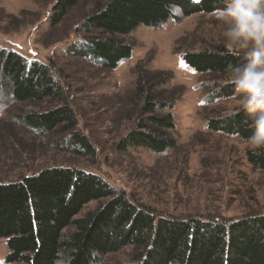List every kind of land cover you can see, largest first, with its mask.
Wrapping results in <instances>:
<instances>
[{"label": "rangeland", "instance_id": "obj_1", "mask_svg": "<svg viewBox=\"0 0 264 264\" xmlns=\"http://www.w3.org/2000/svg\"><path fill=\"white\" fill-rule=\"evenodd\" d=\"M108 1L77 0L60 16L59 0H0V48L21 55L28 64L49 67L62 88L59 101L18 103L0 81V183H15L47 168L72 167L99 176L157 217L226 222L264 215V171L247 162L248 146L235 135L208 129V120L238 110L229 97L212 101L215 89L229 86L223 84L226 77L196 73L182 58L223 47L213 14L185 17L172 8L177 21L169 19L158 28L140 26L119 37L131 53L111 69L69 52L76 43L101 34L85 31V19ZM140 71L151 78L155 72L165 74L169 80L157 91L177 99L165 112L173 117L175 127L167 134L176 147L163 154L144 147L121 152L117 147L135 128L132 105L141 102L135 90ZM61 102L72 109L76 131L92 153L78 155L70 134L61 129L38 134L18 120L19 114L47 111ZM106 203L91 201L76 218L95 214ZM73 232L72 227L63 230V240ZM134 250L96 255L93 264H136ZM7 255L6 241L0 239V264H6Z\"/></svg>", "mask_w": 264, "mask_h": 264}, {"label": "trees", "instance_id": "obj_2", "mask_svg": "<svg viewBox=\"0 0 264 264\" xmlns=\"http://www.w3.org/2000/svg\"><path fill=\"white\" fill-rule=\"evenodd\" d=\"M76 1L59 0L56 14H66ZM220 6V0H109L85 19V31L101 34L76 43L69 52L113 69L131 53L130 46L119 37L140 26L158 28L169 19L176 20L172 8L187 17L213 14ZM182 58L196 73L221 77H226V65L238 62L224 47ZM152 76L142 71L137 74L135 90L141 102L132 105L137 121L117 146L121 152L144 147L163 154L176 147L167 134L175 127L173 117L165 113L174 107L176 96L157 91L158 85L169 80L165 74L155 72ZM0 81L18 103L62 98V88L49 67L38 62L28 64L21 55L1 48ZM233 91L232 85L217 88L211 93L212 101L230 97ZM17 117L38 134L61 129L70 134L78 155L92 153L86 138L76 131L75 115L66 103ZM249 125L250 117L239 110L208 120L210 131L235 135L242 142L250 135ZM245 156L251 166L264 171V148L247 149ZM101 199L107 203L97 213L76 218L85 205ZM69 227L74 232L63 240L62 232ZM0 239L6 241L8 249L6 264H57L61 259L63 264H93L96 255L126 247L135 249L136 264H264V215L226 222L157 217L136 207L99 176L72 167L47 168L15 183H0Z\"/></svg>", "mask_w": 264, "mask_h": 264}, {"label": "clouds", "instance_id": "obj_3", "mask_svg": "<svg viewBox=\"0 0 264 264\" xmlns=\"http://www.w3.org/2000/svg\"><path fill=\"white\" fill-rule=\"evenodd\" d=\"M213 16L221 26L223 47L237 63L226 65L223 84L229 97L250 117L249 150L264 148V0H220Z\"/></svg>", "mask_w": 264, "mask_h": 264}]
</instances>
